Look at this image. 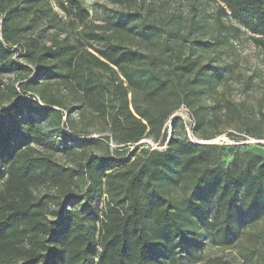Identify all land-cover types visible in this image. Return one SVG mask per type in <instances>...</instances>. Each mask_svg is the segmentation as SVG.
I'll list each match as a JSON object with an SVG mask.
<instances>
[{"label":"trees","instance_id":"obj_1","mask_svg":"<svg viewBox=\"0 0 264 264\" xmlns=\"http://www.w3.org/2000/svg\"><path fill=\"white\" fill-rule=\"evenodd\" d=\"M219 2L264 50V0ZM60 7L83 23L89 18L79 0L61 1ZM44 14L39 0H0V71L25 72L18 87L0 83V179L6 177L0 264H180L183 244L187 253L194 251L189 213L207 221L213 210L221 217L217 230L231 234L244 204L252 213L264 203L263 157L248 155L238 164L237 156L229 168L214 169L215 147L165 128L169 121L184 128L174 112L193 107L199 79L222 73L175 50L156 55L128 48L94 24L86 25L85 37L95 53L72 50L66 40L47 46L27 36ZM114 22L136 32L133 17L119 14ZM137 32L151 37L156 28L148 23ZM22 41V49H15ZM17 54L25 65L14 61ZM52 79L60 80L59 97L50 95ZM87 114L105 127L78 122H86ZM95 133L107 135L90 138ZM160 136L164 151L142 157L136 149L126 158L132 146ZM111 142L113 154L90 151ZM59 152L72 159L70 167L55 159ZM81 179L88 183L82 196L75 189Z\"/></svg>","mask_w":264,"mask_h":264},{"label":"rangeland","instance_id":"obj_2","mask_svg":"<svg viewBox=\"0 0 264 264\" xmlns=\"http://www.w3.org/2000/svg\"><path fill=\"white\" fill-rule=\"evenodd\" d=\"M39 1L44 4L45 14L38 22V28L31 30L27 36L33 35L47 46L66 40L72 50L85 48L95 53L85 37L86 25L94 24L100 27L98 31L112 35L128 48L156 55H169L175 50L182 57L195 58L200 66H208L211 70L216 68L223 77L203 76L194 86L197 90L191 100L193 107L182 106L174 112L173 117L181 116L185 127L178 125L175 129L169 121L165 128L170 135L200 146L215 147L211 158L214 169L229 168L237 156L238 164L248 155L264 158V50L253 43L252 35L232 19L230 12L224 14L220 10L219 0H130L123 4L113 0H79L89 12V18L84 23L61 9L60 2L65 0ZM119 14L135 19L136 32L117 29L114 21ZM47 17L51 18V22L45 21ZM148 23L156 28L151 37L137 32ZM23 44L22 41L14 48L20 50ZM14 61L25 65L20 54L14 56ZM19 74L24 75L25 72L0 71L2 87L13 83L18 87L20 83L16 79ZM59 81H50L49 92L53 97L64 93ZM195 112L199 114V129L195 128L198 121ZM86 116V122H78L89 129L105 127L104 121L88 114ZM252 133H258L263 138L251 137ZM103 135L107 134L95 133L90 138ZM57 141L60 142V139L57 138ZM162 141V136L157 140L147 138L132 146L126 158L136 149L142 157L146 151H164L166 145ZM116 148L111 142L109 145L99 144L90 151L105 155L108 151L113 154ZM54 157L61 164L72 165V159L62 152L54 153ZM5 182L6 177L0 179V190L4 189ZM87 186V181L81 179L75 189L82 196ZM47 190L44 186L39 189L42 193ZM176 193L183 201V192L177 190ZM246 206L244 204L241 208L231 234H222L217 230L221 217H215L213 210L207 221L198 213H189L191 231L187 234L193 241L189 244L193 245L194 251L187 253L183 244L179 250L180 264H264V203L252 213ZM50 218L54 217L50 215Z\"/></svg>","mask_w":264,"mask_h":264},{"label":"water","instance_id":"obj_3","mask_svg":"<svg viewBox=\"0 0 264 264\" xmlns=\"http://www.w3.org/2000/svg\"><path fill=\"white\" fill-rule=\"evenodd\" d=\"M53 109H57L56 107H54ZM144 141V140H143ZM143 141H141V142H143Z\"/></svg>","mask_w":264,"mask_h":264}]
</instances>
